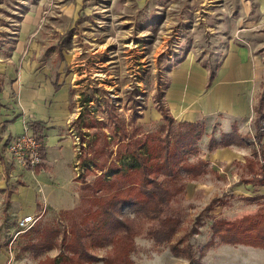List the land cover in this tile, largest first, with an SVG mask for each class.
<instances>
[{
    "label": "rangeland",
    "instance_id": "rangeland-1",
    "mask_svg": "<svg viewBox=\"0 0 264 264\" xmlns=\"http://www.w3.org/2000/svg\"><path fill=\"white\" fill-rule=\"evenodd\" d=\"M64 1L74 5L73 13L57 14L58 6ZM17 3L19 9L14 6L15 0L0 1V44L2 37L6 38L5 31L11 29L17 19L13 18L16 14L13 11L23 9L22 2ZM41 4L51 9L38 20L43 24L38 35L42 44L38 52L48 66L46 72L50 80L56 77L62 85L68 86L69 107L76 115L71 136L75 141L74 176L77 180H74L78 201L70 208L39 211L33 226L39 223L40 227H56L61 237L69 234L70 215L66 211L81 204L78 190L81 177L93 179L95 174L101 173L98 168L91 169V164L90 171L82 164L77 165L78 156L111 158L130 137L162 136L167 129H171L170 136L186 131L187 127L176 120L171 124L164 118V89L174 68L171 66L178 57H186L191 62L204 61L210 53L215 64L223 53L224 43L232 36L226 30L230 21L215 15L220 11L210 13L209 3L202 0H41ZM84 99L89 100L87 104L82 103ZM80 113L83 117L77 121ZM85 121L94 122L95 127H85ZM212 125L197 123L194 126L203 130V137L193 148L185 147L182 153L178 150L181 157L183 154L180 161L183 165L196 164L203 159L204 144ZM115 127H120L118 132ZM95 133L98 137L87 144ZM80 134L84 138L82 149ZM121 138L124 139L117 147ZM92 149L98 152L93 154ZM241 150L246 156L251 154L250 146ZM233 165L230 169L222 165L220 174L207 166L206 171L194 175V179L184 171L178 173L179 178L187 182L169 207V213L179 223L170 242H154L146 231L158 225L157 221L136 218L134 212L126 210L140 229L133 237V247L127 257L129 264H264V248L225 243L212 233L213 222L242 220L244 215L251 221L264 204V196L256 195L253 185L243 182L248 179L244 178L243 164ZM237 183L240 185L235 188ZM7 228L10 229L8 240L0 241V252L4 253L0 261L4 264H51L55 255L65 252L61 247H53L35 257L30 249L22 250L31 234L17 233L14 222ZM36 237L34 233L32 238ZM90 243L89 240L85 243L89 264H103L112 246L94 247Z\"/></svg>",
    "mask_w": 264,
    "mask_h": 264
},
{
    "label": "crops",
    "instance_id": "crops-1",
    "mask_svg": "<svg viewBox=\"0 0 264 264\" xmlns=\"http://www.w3.org/2000/svg\"><path fill=\"white\" fill-rule=\"evenodd\" d=\"M17 1L23 9L13 11L17 19L5 31L9 40L2 37L0 44V241L8 240L7 226L14 222L16 228L17 218L37 215L46 208H70L78 201L71 136L76 115L69 107V88L56 77L50 80L48 66L38 52L43 27L38 20L51 8L42 6L41 0H15L16 9ZM202 1L209 3L210 13L220 11L215 15L230 21L226 30L232 38L224 43L215 64L210 53L204 61L180 57L171 66L164 89L165 107L176 121L212 123L201 158L219 174L222 165L230 169L234 163H242L244 178L249 180L260 174H252L246 162H264V103L260 115L257 113L264 91V0ZM58 7L57 14L73 13L74 5L65 1ZM30 123L40 126L43 139L44 162L34 171L14 165L5 151L7 136L26 127L32 129ZM231 132L243 135V143L209 148L211 139L220 141L222 134ZM247 146L251 148L249 156L241 150ZM243 182L251 183L256 195L264 196V183ZM3 257L0 252V259Z\"/></svg>",
    "mask_w": 264,
    "mask_h": 264
},
{
    "label": "trees",
    "instance_id": "trees-1",
    "mask_svg": "<svg viewBox=\"0 0 264 264\" xmlns=\"http://www.w3.org/2000/svg\"><path fill=\"white\" fill-rule=\"evenodd\" d=\"M179 59L180 57L176 58L174 64L179 62ZM88 101L84 99L82 103L87 104ZM263 103L264 91L258 99V115L261 113ZM165 112L164 118L172 124L174 119L168 113L167 107ZM82 117L83 114L80 113L77 121ZM177 122L187 127V130L174 134L175 136L172 135L173 139L170 136L171 129H167L162 136L152 134L145 136L144 139L130 137V140L120 147H118L119 143L124 138L118 139L116 154L114 157H107L108 159L104 156L81 157L80 155V158L78 156L79 164L77 165L82 164L90 171L89 164H91V169L98 168L101 173L95 174L93 179L81 177L79 189L81 204L73 210L66 211L70 215L67 223L69 234L58 237L60 229L49 227V225L40 227L37 223L23 234L24 236L31 234V236L25 245L23 244L22 250L30 249L37 257L53 247H61L65 252L55 255L50 260L51 264H89L90 255L85 245L89 240L90 245L94 247H103L107 244L112 246L107 256L103 258V264H129L127 257L133 247V237L140 232V229H137L134 223L136 219L131 218L126 211L128 209L135 213L136 218L141 216L153 222L157 221L158 225H152L146 231L154 242L158 244L170 242L173 234L178 231L179 223L178 219L169 213V207L173 197L185 188L184 185L187 182L181 180L178 173L184 171L186 175L194 179V175L205 172L208 166L204 159L189 165H183L180 162L183 154L181 157L178 150L182 153L185 147L196 146L197 140L202 137L203 130L195 129L197 123ZM84 124L87 128L95 127L92 121L90 123L85 121ZM29 125L32 126L34 134L43 140L40 126L33 123ZM119 128L115 127L117 132ZM222 135L220 141L211 139L209 148L216 145L240 144L245 138L236 132ZM97 137L98 134L95 133L88 139L87 144ZM80 138L82 140L79 146L82 149L84 138L81 134ZM90 151L93 154L98 152L93 149ZM246 163L252 174H260L256 177L252 176V180H249L257 179L258 183L263 184L264 162L258 160ZM252 217L251 221L246 215L242 216V220L237 221H215L212 225V233L225 243H245L264 248V204H261L257 214ZM34 233L37 239L32 238Z\"/></svg>",
    "mask_w": 264,
    "mask_h": 264
},
{
    "label": "built area",
    "instance_id": "built-area-1",
    "mask_svg": "<svg viewBox=\"0 0 264 264\" xmlns=\"http://www.w3.org/2000/svg\"><path fill=\"white\" fill-rule=\"evenodd\" d=\"M42 147L43 140L39 139L29 127L24 128L19 134L7 136L5 143V151L10 155L13 164L32 171L44 162ZM37 219L38 213L25 214L17 218V233L30 229Z\"/></svg>",
    "mask_w": 264,
    "mask_h": 264
}]
</instances>
